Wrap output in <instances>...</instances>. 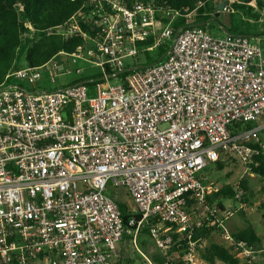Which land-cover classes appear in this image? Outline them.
I'll list each match as a JSON object with an SVG mask.
<instances>
[{
	"label": "built area",
	"instance_id": "obj_1",
	"mask_svg": "<svg viewBox=\"0 0 264 264\" xmlns=\"http://www.w3.org/2000/svg\"><path fill=\"white\" fill-rule=\"evenodd\" d=\"M84 1L88 12L80 18L93 36L74 17L47 35L79 33L85 45L39 68L12 70L0 83V264H115L124 235L134 239L144 228L160 251L173 244V233L185 234L182 261L193 264L197 245L190 238L201 222L188 202L204 204L209 189L199 173L227 157L251 171L264 154L260 48L244 35L215 38L197 25L172 35L175 20L191 21L195 10ZM158 15L166 21L160 31ZM151 37L150 47H138ZM168 43L161 61L122 72L125 60ZM78 62L100 76L89 73L54 90L40 86L56 83L43 78L42 67L53 63L51 70L67 72ZM74 74L82 78L81 70ZM116 188L133 204L126 226L109 194ZM207 210L230 216L214 205ZM225 237L244 258L253 257Z\"/></svg>",
	"mask_w": 264,
	"mask_h": 264
},
{
	"label": "trees",
	"instance_id": "obj_2",
	"mask_svg": "<svg viewBox=\"0 0 264 264\" xmlns=\"http://www.w3.org/2000/svg\"><path fill=\"white\" fill-rule=\"evenodd\" d=\"M126 6H131L133 3L139 2L142 4H151L157 10L168 11H191L195 10V17L189 21L186 19H177L172 25V35L179 27L182 26H201L207 27V22L213 18L214 12L217 10L215 0H121ZM254 3L255 6H250ZM233 13H241L249 19H256L260 16L264 8V0H235L231 5ZM88 8L85 6L84 0H0V83L8 72L19 69L23 66L19 64V58L23 55L25 66L30 68H39L46 64L58 52L64 51L73 53L79 46L85 45L79 33L70 35H63L54 33L47 35L48 30H53L58 27H65L70 24L72 18L76 20L80 30L90 36H93L90 31V25L81 21V13L87 15ZM91 21V20H90ZM157 31H160L165 25L166 21L159 15L156 17ZM246 23H248L246 21ZM63 29V30H64ZM223 29L227 34L241 35L238 29ZM153 38H149L145 43L139 44L138 47H150ZM156 57H149L150 52H144V63L139 64L137 59L133 60V66H148L151 65L163 56L169 49V43L162 47L156 48ZM24 66V67H25ZM128 68V67H127ZM126 68V69H127ZM126 74L120 75L123 78ZM88 78L83 77L79 81H86ZM251 125H245V129L250 128ZM228 160H235L234 158L227 157ZM226 159L214 163L217 169H221ZM236 161V160H235ZM254 161L256 166H251L252 174L257 175L260 179L264 178V154L259 153L255 156ZM214 189V187H212ZM242 191L243 195L240 200H236V194ZM252 192L249 191L246 184L240 181L236 186L233 185H220L216 188L213 194V199L206 196V201L209 205L214 206L219 212L224 211L222 204L219 203L217 198L223 196L230 198L239 204H246ZM121 213L123 224L126 226L128 220V207L122 203L117 202ZM190 205V202H188ZM242 214L240 210H237ZM139 216H136V220ZM134 229V228H132ZM218 229L215 224L210 226L206 221H202L198 227L195 228L191 235L190 241L196 243V249L203 250L200 253L202 260L207 264H215L219 261L223 264H240L237 257L232 256L229 249L221 247L216 244H211L208 247H203V242L206 241L212 231ZM147 229H141L139 232ZM231 238L235 242H241L251 249L253 252L260 251L259 248L261 239L252 227H247L235 233H230ZM173 244L165 252L164 255H156L152 257L153 264H187L182 261V257L186 254L188 249V240L185 234H172ZM131 235H124L123 240H132ZM233 249V247H231ZM177 252V258L173 254ZM123 249L120 250V258L115 264H122L121 255ZM131 263V261H127Z\"/></svg>",
	"mask_w": 264,
	"mask_h": 264
},
{
	"label": "rangeland",
	"instance_id": "obj_3",
	"mask_svg": "<svg viewBox=\"0 0 264 264\" xmlns=\"http://www.w3.org/2000/svg\"><path fill=\"white\" fill-rule=\"evenodd\" d=\"M233 1L235 0H232V2ZM251 6H255V4L252 3ZM213 19L206 27L207 32L212 37H224L227 32L223 27L226 29H231V27L232 29L236 28L241 33L243 32L250 36H256L253 41L259 46L262 59L264 60V8L262 12H260L258 20L249 19L247 16L239 12L233 13L232 9H230L227 23L225 22V17H214ZM246 21H249L250 23H246ZM156 50V48L150 49L148 51L150 52L149 57L155 58L157 55ZM23 58V55L19 58V64L24 67L25 62ZM144 61V55H139L137 57V62L139 64L144 63ZM124 63L128 68H131L134 65L132 59H127ZM52 66L53 63H50L46 67H42L39 72L43 78L52 76L56 83L54 85L42 84L40 85L42 88L54 90L78 82L80 77L74 74L75 70H81L82 78L86 77L89 73H92L95 76H100V71L97 67L83 62H78L76 65L69 64V71L67 72L66 69L62 67L53 71L51 70ZM117 83L118 82L115 80L110 82L111 85ZM25 87L28 89L30 88L27 85H25ZM199 175L202 179L204 178V184L209 188L206 196L210 197L211 200L213 199V194L215 193L216 188L220 185L236 186L240 181L244 182L249 191L252 192V196L249 197L248 202L241 207L238 201L235 202L232 199L224 198L223 196L217 198L216 201L222 204V207L226 212L230 213L228 218L219 219L218 217L211 215L210 211L207 210L211 205H209L206 200L204 204L193 203L189 205L193 219L196 222L206 221L210 226L217 224V221L220 222V227H218V229L220 228L221 231H212L206 241L203 242V247L216 244L229 249L231 255L237 257L240 264H264V200L261 197L260 178L257 175L252 174L250 170H247L246 167L242 166L237 161L228 159H226V163H223L221 169H217L214 164H210L207 168L202 170ZM212 187H214V189ZM109 194L112 195L114 201L126 205L129 209L132 208L133 204L130 199L127 198V192L125 189H109ZM237 210H240L242 214H239ZM247 227H252L261 239L259 246L261 250L256 251L250 260L244 258L240 252L231 249V245L225 237V233H235ZM121 249H123L121 255L122 264H153V256L164 255L166 252V250H158L150 236L145 231L139 232L131 241L123 240ZM202 250L203 248L194 251L193 264H207L200 256ZM173 256L177 258L178 253L175 252ZM127 261H131V263H127ZM215 264L223 263L216 261Z\"/></svg>",
	"mask_w": 264,
	"mask_h": 264
},
{
	"label": "crops",
	"instance_id": "obj_4",
	"mask_svg": "<svg viewBox=\"0 0 264 264\" xmlns=\"http://www.w3.org/2000/svg\"><path fill=\"white\" fill-rule=\"evenodd\" d=\"M221 1H223V0H215L214 2H215V4H216V6H217V4L219 3V2H221ZM234 2V1H233ZM232 2V0H228V5H226L225 6V9H223L221 12H219L218 10H216L215 12H214V14H213V18L214 17H225V22L227 23L228 22V15H229V12H230V9H231V7H230V5L233 3ZM252 5V3L250 4V6ZM254 7V6H253ZM212 18V19H213ZM212 19H210L208 22H207V26L210 24V22L212 21ZM214 20V19H213ZM227 20V21H226ZM249 22V21H248ZM250 23V22H249ZM241 35H244V36H246V37H248V39L250 40V42L251 43H253V44H255V45H257L256 43H255V41H253V39H255L256 38V36H250V35H247L246 33H240ZM238 35V34H237ZM258 46V45H257ZM259 47V46H258ZM204 179V178H203ZM238 232V231H237Z\"/></svg>",
	"mask_w": 264,
	"mask_h": 264
},
{
	"label": "water",
	"instance_id": "obj_5",
	"mask_svg": "<svg viewBox=\"0 0 264 264\" xmlns=\"http://www.w3.org/2000/svg\"><path fill=\"white\" fill-rule=\"evenodd\" d=\"M226 5H228V0H223V1H221V2H219L218 4H217V10L219 11V12H221L222 10H223V8L226 6ZM176 36V35H175ZM165 56V54L163 55V56H161L158 60H157V62H159V61H161V59L163 58ZM157 62H155V63H157ZM154 64V63H153ZM153 64H151V65H153ZM145 66H137V68H139V69H142V68H144ZM133 68H127V69H125V70H123L122 72L123 73H125V72H128V71H131Z\"/></svg>",
	"mask_w": 264,
	"mask_h": 264
}]
</instances>
